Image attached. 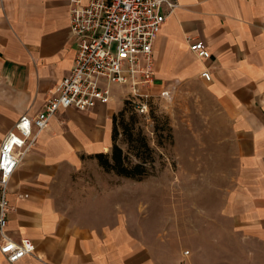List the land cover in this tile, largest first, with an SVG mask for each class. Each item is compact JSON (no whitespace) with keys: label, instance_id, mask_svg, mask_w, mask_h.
<instances>
[{"label":"crops","instance_id":"1","mask_svg":"<svg viewBox=\"0 0 264 264\" xmlns=\"http://www.w3.org/2000/svg\"><path fill=\"white\" fill-rule=\"evenodd\" d=\"M176 2L152 44L151 93L206 89L226 123L221 145L234 166L216 216L264 253V0ZM193 42L209 58H198ZM75 54L69 0H0V144L22 114L42 111ZM115 88L109 104L60 110L13 174L6 233L35 248L14 264H191L178 240L169 249L168 235L132 232L120 206L107 212L99 192L80 207L65 205L72 174L112 147L113 117L124 104ZM0 264L11 263L0 253Z\"/></svg>","mask_w":264,"mask_h":264},{"label":"rangeland","instance_id":"2","mask_svg":"<svg viewBox=\"0 0 264 264\" xmlns=\"http://www.w3.org/2000/svg\"><path fill=\"white\" fill-rule=\"evenodd\" d=\"M169 90L168 99L159 94L149 99L147 115L125 103L119 111L116 144L134 164L144 137L153 159L148 175L139 181L125 178L88 160L67 183L66 207H80L92 192H99L107 212L120 206L132 232L144 238L168 235L169 249L178 240L191 264H264V253L216 216L234 172L221 145L227 127L216 104L202 86Z\"/></svg>","mask_w":264,"mask_h":264},{"label":"built area","instance_id":"3","mask_svg":"<svg viewBox=\"0 0 264 264\" xmlns=\"http://www.w3.org/2000/svg\"><path fill=\"white\" fill-rule=\"evenodd\" d=\"M176 7V0H69L76 46L73 67L57 82L42 111L34 116L22 114L0 144V253L9 263L35 250L28 238L16 241L6 233L13 174L60 110L85 112L109 104L117 87L138 114L147 115L155 81L152 44ZM189 48L198 58H209L202 42H193ZM159 96L168 99L170 90Z\"/></svg>","mask_w":264,"mask_h":264},{"label":"trees","instance_id":"4","mask_svg":"<svg viewBox=\"0 0 264 264\" xmlns=\"http://www.w3.org/2000/svg\"><path fill=\"white\" fill-rule=\"evenodd\" d=\"M125 105H132L129 101L124 100ZM133 106V105H132ZM119 113V112H118ZM114 115L113 117V134H112V147L110 154L107 153H99L94 156L97 160L100 167H102L107 172H114L116 175L130 178L134 180H141L143 177L148 175L147 164L153 161L151 157V148L148 146L145 138L143 137L141 140L142 154H146V156L140 157V154H136V157L139 158L137 163L131 164L127 158V156L123 153L122 149L116 144V138L118 135L117 130V122L122 112ZM132 135V134H130Z\"/></svg>","mask_w":264,"mask_h":264}]
</instances>
